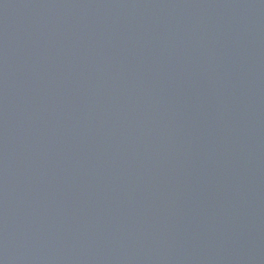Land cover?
<instances>
[{
	"label": "water",
	"instance_id": "obj_1",
	"mask_svg": "<svg viewBox=\"0 0 264 264\" xmlns=\"http://www.w3.org/2000/svg\"><path fill=\"white\" fill-rule=\"evenodd\" d=\"M0 264H264V0H0Z\"/></svg>",
	"mask_w": 264,
	"mask_h": 264
}]
</instances>
